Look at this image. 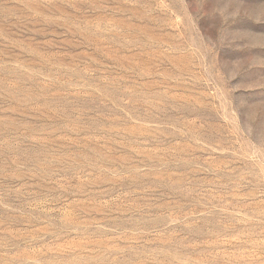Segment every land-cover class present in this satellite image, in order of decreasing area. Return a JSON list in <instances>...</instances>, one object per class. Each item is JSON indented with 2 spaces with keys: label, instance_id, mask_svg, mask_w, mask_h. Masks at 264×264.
I'll list each match as a JSON object with an SVG mask.
<instances>
[{
  "label": "rangeland",
  "instance_id": "rangeland-1",
  "mask_svg": "<svg viewBox=\"0 0 264 264\" xmlns=\"http://www.w3.org/2000/svg\"><path fill=\"white\" fill-rule=\"evenodd\" d=\"M0 264H264V0H0Z\"/></svg>",
  "mask_w": 264,
  "mask_h": 264
}]
</instances>
